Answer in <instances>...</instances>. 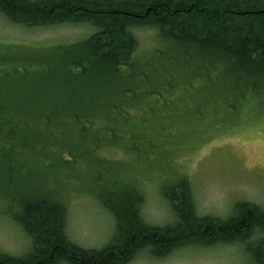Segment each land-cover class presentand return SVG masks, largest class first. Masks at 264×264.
<instances>
[{
    "label": "trees",
    "instance_id": "obj_1",
    "mask_svg": "<svg viewBox=\"0 0 264 264\" xmlns=\"http://www.w3.org/2000/svg\"><path fill=\"white\" fill-rule=\"evenodd\" d=\"M0 14L10 23L29 29L61 24L96 28L84 41L56 45L52 61L40 62L48 80L40 76L28 95L17 96L15 90L3 94L0 89V201L7 203V214L32 242L25 256L0 253V264H126L134 252L144 248H150L153 256L164 257L167 250L180 244L210 247L230 241L243 244L249 254L248 264H264V210L251 208L246 202L238 204L243 207L230 220H200L193 214V194L186 181L179 184L180 193L167 194L178 223L166 228L149 226L140 216L143 195L136 186L100 193L98 199L116 221L113 240L101 250H85L69 241L65 232L67 209L59 203L57 193H35L23 201L12 193L26 181L17 180V173L36 175L34 165L54 161L72 165L81 157L74 147L50 141L51 135L48 142L39 137L48 134L50 125L58 130L69 128V122L53 121L54 116L70 120L80 140L91 141L100 150L107 143H101L95 132L90 133L95 126V117L91 118L94 109L101 116L115 112L124 120L129 109L145 108L136 101L162 95L150 86L153 76L146 79L147 71L137 65L134 54L138 40L134 34L138 30H156L159 56L169 58L172 51L183 57V67L193 69L191 80L209 84L220 72L212 63L215 60L229 67L228 77L215 79L222 88L224 81L233 83L226 102L229 108L242 104L253 93L263 96L264 0H0ZM158 43L171 49L164 54L165 48L159 49ZM160 57L144 59L157 67L163 62ZM173 74L170 81L185 76ZM167 80L163 75L158 81L162 88L170 86ZM35 88L41 100L35 99ZM224 99L225 93L216 101L226 111ZM19 101L24 102L17 106ZM101 101L110 103L97 104L96 108L87 105ZM114 131L108 126L98 133L111 141ZM137 139L133 137L130 144L135 147ZM22 147L36 149L41 155L37 158L33 154L31 171L27 163L18 161ZM46 150H53V154L45 155ZM250 239L257 241L253 245Z\"/></svg>",
    "mask_w": 264,
    "mask_h": 264
},
{
    "label": "rangeland",
    "instance_id": "obj_2",
    "mask_svg": "<svg viewBox=\"0 0 264 264\" xmlns=\"http://www.w3.org/2000/svg\"><path fill=\"white\" fill-rule=\"evenodd\" d=\"M95 32L96 28L80 24L29 29L10 23L0 14L2 93L15 90L17 96L28 95L40 76L44 77V81L48 80L47 71L40 62L52 61L56 45L84 41ZM134 35L139 43L134 54L137 65L147 71L146 79L153 76L150 86L162 95L156 94L150 101H136L144 104L145 108L129 109L124 120L115 112L107 116L97 113L94 109L97 104L106 102H87L94 107L91 118L95 117V126L90 133L95 132L101 143H107L100 150L91 145V141L82 142L70 120L54 116L53 121L69 122V128L58 130L50 125L46 130L48 134L39 137L48 142L51 135L50 141L59 143L61 147H74L81 157L72 165L58 161L34 165L36 175L33 172L15 175L17 180H26L12 192L18 201L35 193L59 194V203L67 209L66 235L71 243L85 250L105 248L116 233L115 217L98 199L99 194L113 193L126 186H136L143 195L140 216L144 221L161 227L175 222V212L167 203L163 188L182 179L192 191L199 217L210 216L227 221L233 216V208L246 202L264 210V95L253 93L242 104L229 108L226 102L233 87L231 80L224 81V88L215 80L217 76L209 84L199 79L191 80L193 69L189 65L183 67L182 62L186 61L175 52L169 58H163L162 54L160 57L157 53L156 57L163 62L152 67L144 58L148 45H155L154 40L150 42L153 31L142 29ZM173 73L185 76L170 81ZM163 75L168 77L167 84L170 85L166 88L158 82ZM191 81L194 84L185 85ZM223 93L226 111L216 101L222 98ZM34 94H38L36 88ZM35 99L41 100V97L37 95ZM23 102L19 101L16 105ZM196 111L202 113L198 115ZM108 126L115 130L114 140L111 141L98 133ZM133 137L138 138L135 147L130 144ZM21 149L18 161L27 163L31 171L33 154L37 158L41 155L36 149ZM51 154L53 150H46L45 155ZM66 158H69L68 155ZM7 209V203L0 201V253L17 258L25 256L31 251V239L7 214ZM257 235L259 233H253V236ZM256 241L250 239L253 245ZM139 251L126 264L250 262L246 248L237 242L232 245L218 243L210 247H185L164 257L153 256L149 250Z\"/></svg>",
    "mask_w": 264,
    "mask_h": 264
},
{
    "label": "bare ground",
    "instance_id": "obj_3",
    "mask_svg": "<svg viewBox=\"0 0 264 264\" xmlns=\"http://www.w3.org/2000/svg\"><path fill=\"white\" fill-rule=\"evenodd\" d=\"M151 31H153V34H154V36L152 37V39H151V41L150 42H152L153 40V44L155 43V45H156V41H155V39L156 38H158V33L155 31V30H152L151 29ZM92 36V35H91ZM159 41H160V39H158ZM139 45V43H137L136 44V46H138ZM155 45H153V46H151V45H148L149 46V49H148V52L146 53V55H145V58L146 59H152L153 57H155L156 56V54L159 52H157V48H156V46ZM135 46V47H136ZM137 48V47H136ZM165 48V50H164V54H166L167 53V51H169L170 49H171V47H169V48H167L166 49V45L165 46H163L162 47V49H164ZM170 54L172 55V51H170ZM212 63H214L215 64V69H220V72H218V73H215L214 75H213V77H212V79L215 77V76H223V77H228V75H229V72H228V70H229V67H227L225 64H220L221 62H217V60H215V61H213ZM207 78L208 79H210V76H207ZM108 103H110L109 101H107L106 102V104H108ZM129 117V116H128ZM183 181H185L184 179H182V180H180V181H178L176 184H172V185H170V184H168V185H166V187H164L163 188V191H164V193L166 194V197H168V192L169 191H172V192H176V193H180L181 191H182V189L179 187V184L180 183H182ZM165 189V190H164ZM59 195V194H58ZM57 195V196H58ZM175 198V197H174ZM43 199H44V197H43ZM247 205L248 206H250L251 208H259V206H257V205H255V204H253V203H247ZM245 206V205H244ZM240 207H243V205H236L235 206V208H233V216H231V217H229V219L228 220H230L231 218H233L234 216H235V214L237 213L236 211L237 210H239L240 209ZM194 216L196 217V218H198V219H200V220H206V219H210L211 217L210 216H201V217H199L198 216V214H197V210H196V208L194 207ZM174 216H175V222L173 223V224H169V225H165V226H160V225H153V224H149L150 226H153V227H157V228H166V227H168V226H175L177 223H178V216L174 213ZM146 222V221H145ZM146 223H148V222H146ZM220 245H232V244H236V241H230V242H218ZM191 246H194V245H192V244H190V243H187V244H180V245H177V246H175V247H173L172 249H170V250H167L166 251V255H168V254H170L171 252H173V251H175V250H178V249H182V248H185V247H191ZM141 251L143 250H149V252L152 254V250H150V248H144V249H140ZM140 252V251H139ZM138 252V253H139ZM135 254L137 253V252H134Z\"/></svg>",
    "mask_w": 264,
    "mask_h": 264
}]
</instances>
